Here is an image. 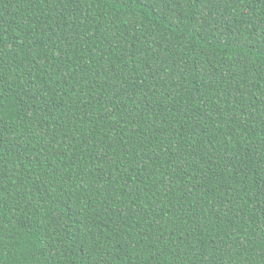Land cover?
Returning <instances> with one entry per match:
<instances>
[{
  "label": "trees",
  "instance_id": "1",
  "mask_svg": "<svg viewBox=\"0 0 264 264\" xmlns=\"http://www.w3.org/2000/svg\"><path fill=\"white\" fill-rule=\"evenodd\" d=\"M0 264H264V0H0Z\"/></svg>",
  "mask_w": 264,
  "mask_h": 264
}]
</instances>
